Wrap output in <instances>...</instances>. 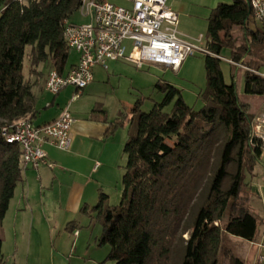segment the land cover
Masks as SVG:
<instances>
[{
    "label": "trees",
    "instance_id": "trees-1",
    "mask_svg": "<svg viewBox=\"0 0 264 264\" xmlns=\"http://www.w3.org/2000/svg\"><path fill=\"white\" fill-rule=\"evenodd\" d=\"M82 2L0 0V264L2 225L24 172L22 147L7 142L2 128L22 119L33 122L35 86L44 68L65 72L71 51L65 21ZM208 39L211 52L221 54L229 46L231 58L264 70V25L256 24L248 0L218 5L209 18ZM206 69L201 109L188 105L178 87L160 83L162 102L149 112L134 106L132 119L123 112L111 125L113 133L132 124L124 147L122 200L112 206L102 193L92 211L102 224L99 243L111 247L108 259L117 264H219L222 254L228 264H242L226 246V229L251 231L249 205L240 195L264 153L252 132L263 106L264 79L236 67L227 83L221 59L212 55H206ZM172 102V111H166Z\"/></svg>",
    "mask_w": 264,
    "mask_h": 264
},
{
    "label": "crops",
    "instance_id": "crops-1",
    "mask_svg": "<svg viewBox=\"0 0 264 264\" xmlns=\"http://www.w3.org/2000/svg\"><path fill=\"white\" fill-rule=\"evenodd\" d=\"M81 15V20L84 21H77L73 16L70 21L77 24L89 22V16L82 13ZM74 50V53L70 51L64 73L79 63L81 53L76 49ZM98 66L94 67V70ZM94 70L93 81L74 100L73 97L78 90L72 85L69 86L75 87V90H71L67 86L59 94H54L55 97L52 101L46 102L45 105L48 108L57 103L58 108L51 117L42 123L34 124L42 125L60 117L62 108L59 107L58 98L62 96L67 99L72 97L71 102H73L89 88V95L96 98ZM106 70H109V63ZM50 71L49 67L44 68V76L39 79L35 86L37 104L42 101L38 94L39 91L46 90L45 82ZM43 78L45 79L44 82ZM90 106L92 105H88L85 109L81 105L72 110L70 108L75 119L71 131L72 146L70 150H61L49 144L45 145L48 160L54 164L53 167L44 165L39 169L29 167L24 170L23 180L18 183L15 189V195L1 230L2 234L8 228L12 234L15 242L14 258L19 256L21 250L24 251L22 244H28V252L30 253L33 242L40 244L41 247L39 246L37 251L42 261L47 264L52 262L55 255L61 256V253L68 252L69 247H66L68 237L71 238V249L85 237L88 240L89 238L90 240L94 239L95 243H99L102 224L97 218V213L92 209L98 204L100 195L102 193L107 194L105 192L107 168L109 165L112 167L117 157V155L115 157L110 144L111 136L117 130L111 133V125L118 117L114 120L109 119L101 102H95L93 107ZM37 116L38 110L35 118ZM261 165L260 168L254 169L252 175L255 178L262 176L264 181V164ZM250 213L253 219L248 224L250 233L247 231L245 235H242L229 228L226 229V246L241 260L242 264H259L260 244L264 243V218H261L257 213H252L251 210ZM98 223L101 226L97 231ZM4 240L3 238V242ZM99 245L101 244L99 243ZM101 246H108L106 260L111 247L107 244Z\"/></svg>",
    "mask_w": 264,
    "mask_h": 264
},
{
    "label": "rangeland",
    "instance_id": "rangeland-1",
    "mask_svg": "<svg viewBox=\"0 0 264 264\" xmlns=\"http://www.w3.org/2000/svg\"><path fill=\"white\" fill-rule=\"evenodd\" d=\"M117 5L129 7L131 4L127 0H109ZM168 4L179 14V31L185 38H198L201 34L204 35L205 43L208 38L209 18L213 10L220 4H232V0H168ZM1 10V7H0ZM81 10H79L73 18L77 21L81 20ZM258 26H261L256 21ZM235 38L238 43H241L242 32L235 31ZM232 48L225 46L221 52V67L225 75L227 83L232 82V75L236 73V66H233L228 61L231 58ZM75 50L71 49V53ZM111 62V61H110ZM109 62V70L101 66L95 68V93L90 96L87 88L84 94L80 95L77 100L71 102V98H58L59 107L66 108L70 104L71 110L81 105L82 108H87L88 105L93 107L95 102L103 103L104 109L107 111L109 119L114 120L121 113H126L128 119H132L135 112L134 106L143 112H149L153 107L162 102L165 93L159 88L160 83L172 84L182 91V96L185 102L192 106L195 110L203 107L204 103L201 98V93L207 87V69L206 55L202 52H196L189 56L180 68L173 69L160 64H145L143 67H138L137 64L125 59ZM241 70H244L240 68ZM102 75V77H100ZM46 78V77H45ZM43 78V82H44ZM238 89L240 95H245L244 85L245 78L243 71L239 72ZM71 90L75 87L69 86ZM39 97L42 100L37 104L38 116L34 119L35 124L42 123L44 120L51 117L56 108L57 103L52 107H46V102H51L55 97L54 94L42 90L39 91ZM72 106V107H71ZM174 106L172 102L166 107V111L171 112ZM89 107V109H90ZM132 129V124L127 122L123 127L117 129L116 133L111 136V146L114 151L115 162L112 167L107 168L108 176L105 180L106 190L109 195V204L118 206L122 200L124 190L123 176L125 174V165L127 157L124 153L125 144L129 138V132ZM264 164V155L261 163L256 167L260 168ZM262 176L257 178L254 175L247 173L244 181V186L240 195V202H246L252 213H257L264 218V184ZM228 215L224 219L227 221ZM101 224V222H100ZM99 223L96 230L101 226ZM69 233V232H68ZM5 239L3 242V252L5 261L3 264H47L42 261L37 251L39 243L33 242V248L28 252V244H22L24 251L21 250L19 256L13 257L15 242L10 230L7 228L2 232ZM66 247H69L68 252L61 253V256L55 255L50 264H117L113 259H106L108 246H101L95 243L94 239L83 238L75 244L71 249V238L68 237ZM226 241V240H225ZM226 243V242H225ZM41 247V246H40ZM105 260V261H104ZM48 263V264H49ZM228 259L222 254L219 264H228Z\"/></svg>",
    "mask_w": 264,
    "mask_h": 264
},
{
    "label": "built area",
    "instance_id": "built-area-1",
    "mask_svg": "<svg viewBox=\"0 0 264 264\" xmlns=\"http://www.w3.org/2000/svg\"><path fill=\"white\" fill-rule=\"evenodd\" d=\"M127 1L131 3L129 7L108 0H83L80 10L83 15L89 16V22L77 24L65 21V39L71 49L81 53L79 63L63 74L52 69L45 82L47 91L57 95L72 85L78 90L74 100L93 81L94 67L100 65L108 69L110 61L125 59L138 67L155 63L177 69L196 52L222 59L221 54L209 50V39L205 43L204 35L190 39L183 37L178 28L179 14L168 4V0ZM248 1L253 17L264 25V0ZM228 61L264 79V70L251 68L243 60L229 58ZM74 122L69 104L54 121L35 125L31 120L22 119L4 126L2 134L7 142L22 147L24 170L29 167L39 169L44 165L53 167L45 145L70 150ZM252 132L262 141L264 151V101L253 120ZM260 247L258 262L264 264V243Z\"/></svg>",
    "mask_w": 264,
    "mask_h": 264
},
{
    "label": "water",
    "instance_id": "water-1",
    "mask_svg": "<svg viewBox=\"0 0 264 264\" xmlns=\"http://www.w3.org/2000/svg\"><path fill=\"white\" fill-rule=\"evenodd\" d=\"M249 2V1H248ZM250 4V3H249ZM251 6V5H250Z\"/></svg>",
    "mask_w": 264,
    "mask_h": 264
}]
</instances>
